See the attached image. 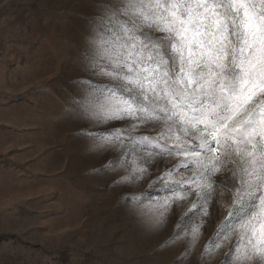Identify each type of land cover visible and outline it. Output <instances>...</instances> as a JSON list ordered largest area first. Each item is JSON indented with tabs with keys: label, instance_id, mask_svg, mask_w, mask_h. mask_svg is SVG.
Listing matches in <instances>:
<instances>
[{
	"label": "snow or ice",
	"instance_id": "6c2138e0",
	"mask_svg": "<svg viewBox=\"0 0 264 264\" xmlns=\"http://www.w3.org/2000/svg\"><path fill=\"white\" fill-rule=\"evenodd\" d=\"M80 68L88 102L75 117L119 122L87 133L125 169L104 165L113 186L132 191L153 169L148 187L170 194L146 207L157 223L185 208L175 234L188 241L184 256L216 217L202 264L225 247L230 264L264 260V223L253 224L264 219V0H102Z\"/></svg>",
	"mask_w": 264,
	"mask_h": 264
},
{
	"label": "rangeland",
	"instance_id": "374dc122",
	"mask_svg": "<svg viewBox=\"0 0 264 264\" xmlns=\"http://www.w3.org/2000/svg\"><path fill=\"white\" fill-rule=\"evenodd\" d=\"M101 2L0 0V264H202L216 231L212 217L194 253L184 256L188 241L175 234L185 208L174 206L157 223L146 207L170 194L159 184L148 187L158 172L150 169L132 191L114 187L116 174L104 165L125 169L112 151L98 155L87 135L119 122L75 117L88 102L80 60ZM143 38L165 44L155 32ZM229 255L225 247L207 264H230Z\"/></svg>",
	"mask_w": 264,
	"mask_h": 264
}]
</instances>
